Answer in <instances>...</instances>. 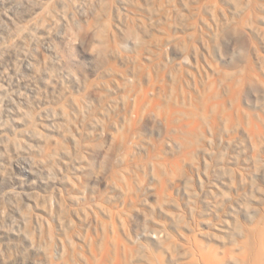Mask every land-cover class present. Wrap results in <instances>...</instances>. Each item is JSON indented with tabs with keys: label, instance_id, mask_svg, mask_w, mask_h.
<instances>
[{
	"label": "rangeland",
	"instance_id": "rangeland-1",
	"mask_svg": "<svg viewBox=\"0 0 264 264\" xmlns=\"http://www.w3.org/2000/svg\"><path fill=\"white\" fill-rule=\"evenodd\" d=\"M212 81L194 132L134 115L141 92L187 109ZM257 127L264 0H0V264H79L113 216L140 254L168 233L167 264L195 236L224 257L263 216Z\"/></svg>",
	"mask_w": 264,
	"mask_h": 264
},
{
	"label": "bare ground",
	"instance_id": "bare-ground-1",
	"mask_svg": "<svg viewBox=\"0 0 264 264\" xmlns=\"http://www.w3.org/2000/svg\"><path fill=\"white\" fill-rule=\"evenodd\" d=\"M211 88L207 87L210 90H205L203 94L208 92L207 94H204V98H202V103L192 104V106L195 108H185L184 106H177V103L174 105L173 103H169L165 101L163 102L161 98L155 97L150 99L149 95L152 93L151 91L148 93L144 91L142 94L140 93V96L136 99L135 102V109L134 115L136 117H139L144 113L147 109V111L155 112L157 113L161 118H165L170 122H173V120L176 117H181L182 115L188 116L185 118H180V121L182 122L189 118V121H185L186 128L188 126L189 130L188 132H194L196 127H200L199 121L197 120L199 118V105H203L204 115L207 117L209 113V108L212 103L211 101L213 98L218 99V95L222 96L217 90V85L215 82L212 81V83H209ZM216 85V86H215ZM209 86V85H208ZM209 86V87H210ZM228 89H230L229 99H235V95L237 94V89L235 85V82H231ZM151 88L149 87V90ZM148 90V88H147ZM153 90V89H152ZM154 91V90H153ZM150 93V94H149ZM149 94V95H148ZM202 94V95H203ZM217 95V97H215ZM214 96V97H212ZM235 96V97H234ZM160 97V96H159ZM197 99V98H196ZM195 99V100H196ZM214 99V100H215ZM220 99V98H219ZM223 99H227L224 98ZM233 99V100H234ZM225 100L220 99L219 105L223 107L222 105L225 104ZM227 101V100H226ZM232 101V100H230ZM200 102V101H199ZM165 103V104H164ZM218 103V102H217ZM227 103V102H226ZM199 104V105H198ZM180 105V104H179ZM187 106V105H186ZM133 107V108H134ZM214 108V107H212ZM234 108V107H233ZM198 109V111H197ZM218 111V110H217ZM219 113V112H218ZM222 113V112H221ZM214 119V118H213ZM217 119V118H216ZM216 119L214 122L216 123ZM200 120V119H199ZM182 123V125H184ZM181 125V126H182ZM199 125V126H197ZM261 127V126H258ZM253 130L254 135H264V128H259ZM263 127V126H262ZM187 149V148H186ZM188 151V149H187ZM187 151H184L187 155ZM189 152V151H188ZM185 154H183L185 156ZM183 157V156H182ZM186 157V156H185ZM179 160V159H178ZM177 163V161H176ZM179 164V163H178ZM262 218L260 221H258L252 229L249 230V234L247 235L246 239L243 240L237 248H230L224 251V257H221L219 254L218 249L215 247H205L204 244L198 239V237H194L192 239V242L190 243V246L185 247L184 251L185 254L190 257L189 263L187 264H224L225 261L230 258L231 260H234L236 264H264V211L262 214ZM151 234V233H150ZM152 238H155L157 242L163 245L162 250H157L155 247H151L148 249V251L144 252L143 254L139 253V248L135 246L134 244L130 243L123 235L121 226L119 224L118 219L116 216H113L111 221L108 223H103V229L102 232L98 234V237H94L90 243L89 248L87 251H84L81 253L82 260L79 261V264H167L168 260V251L172 249L173 243L170 241L169 234L166 233L163 230H155L153 231ZM188 245V244H187ZM72 259H75L71 253H69L65 257V263L66 264H72Z\"/></svg>",
	"mask_w": 264,
	"mask_h": 264
}]
</instances>
